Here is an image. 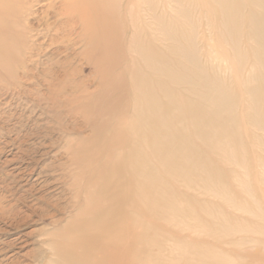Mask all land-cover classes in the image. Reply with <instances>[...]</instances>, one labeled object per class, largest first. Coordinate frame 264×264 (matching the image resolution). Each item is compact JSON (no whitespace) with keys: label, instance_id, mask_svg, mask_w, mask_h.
I'll use <instances>...</instances> for the list:
<instances>
[{"label":"bare ground","instance_id":"obj_1","mask_svg":"<svg viewBox=\"0 0 264 264\" xmlns=\"http://www.w3.org/2000/svg\"><path fill=\"white\" fill-rule=\"evenodd\" d=\"M159 1L134 18L133 0H0V91L44 100L58 120L79 116L89 129L81 135L73 120L66 131L74 213L48 264L83 254L121 264L139 254L141 219L159 209L148 199L168 189L158 179L186 145L176 135L183 124L205 141L216 127L225 161L237 164L243 148L264 162V0H199L218 14L232 55L249 65L232 81L208 48L202 63L192 41L177 44L176 20ZM201 42L208 46L204 35ZM39 84L44 92L33 91Z\"/></svg>","mask_w":264,"mask_h":264},{"label":"rangeland","instance_id":"obj_2","mask_svg":"<svg viewBox=\"0 0 264 264\" xmlns=\"http://www.w3.org/2000/svg\"><path fill=\"white\" fill-rule=\"evenodd\" d=\"M142 1L133 0L138 3L131 8L134 18L157 2ZM159 4L160 13L172 14L176 20L178 45L192 41L202 63L201 55L208 48L215 58L213 65L219 61L231 71V81L242 78L245 63L218 36L220 18L215 11L205 9L199 0H160ZM199 20L208 25L201 26ZM248 68L246 64L244 69ZM34 87V92L45 91L40 84ZM47 105L27 94L0 91V264H48L56 257L53 246L68 238L61 234L74 213L64 175L71 169L64 151L66 131L73 120L80 124L81 135L89 129L83 128L79 116L58 120ZM197 131L192 123L176 131L186 145L182 142L184 148L176 150L171 173L158 179L168 183V189L148 199L147 204L159 209L145 212L141 219L145 240L139 254L128 252L121 264H264V162L243 148L239 163L225 161L218 129H211L210 141ZM214 144L216 150L209 147ZM227 144L231 150L234 141ZM123 238L114 240L122 246ZM132 245L128 244L130 250ZM88 259L104 263L83 254L80 261L68 257L66 264H88Z\"/></svg>","mask_w":264,"mask_h":264}]
</instances>
